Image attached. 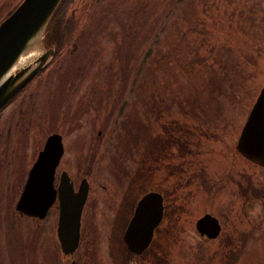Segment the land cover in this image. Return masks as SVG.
<instances>
[{
  "label": "rangeland",
  "instance_id": "1",
  "mask_svg": "<svg viewBox=\"0 0 264 264\" xmlns=\"http://www.w3.org/2000/svg\"><path fill=\"white\" fill-rule=\"evenodd\" d=\"M16 1L0 0V19ZM68 11L77 26L44 36L58 49L31 83L52 88L53 117L91 96L67 136L79 132L89 182L74 264H264V193L239 174L264 186V169L235 149L264 82V0H74ZM153 188L165 212L133 254L119 236ZM203 211L221 222L213 237L195 230ZM61 255L49 246L32 264H71Z\"/></svg>",
  "mask_w": 264,
  "mask_h": 264
},
{
  "label": "water",
  "instance_id": "2",
  "mask_svg": "<svg viewBox=\"0 0 264 264\" xmlns=\"http://www.w3.org/2000/svg\"><path fill=\"white\" fill-rule=\"evenodd\" d=\"M59 1L17 0L0 19V106L55 55L58 45H46L43 40L49 18ZM39 36L42 44L40 50L30 61L27 59L23 64H15L19 53L35 46ZM248 110L235 140V148L247 160L264 166V82L259 86ZM53 142V136L46 138L43 148L28 170L15 203L18 208L34 215L43 213L54 196V188L50 183L51 172L60 153V146L51 145ZM52 154L55 159L51 158ZM45 172L47 175L41 180V174ZM87 187L88 182L84 177L75 190L67 176L60 178L55 234L64 254L72 252L79 240L80 211ZM135 201L122 233L124 243L134 253L140 252L147 245L153 228L163 214L162 195L156 189L144 191ZM194 227L207 237H213L220 231L218 219L210 212L200 214L195 219ZM71 264H74L73 259Z\"/></svg>",
  "mask_w": 264,
  "mask_h": 264
},
{
  "label": "flooded vegetation",
  "instance_id": "3",
  "mask_svg": "<svg viewBox=\"0 0 264 264\" xmlns=\"http://www.w3.org/2000/svg\"><path fill=\"white\" fill-rule=\"evenodd\" d=\"M54 54V56H56V53ZM54 56H52L51 59ZM51 59L43 67H41V69L35 72L26 83L20 86V89L13 93L8 100L0 106V264L35 263L37 260L36 256L39 255L40 258L38 259L42 260L41 256L43 255L46 247L49 248V246L55 248L58 256L61 255L58 239L55 234V225L58 218L57 193L60 178L67 176L68 180L72 182V187L75 190L78 187L80 179L84 177L87 181L88 177L87 172L83 168L84 160L81 158L80 154L82 150L80 146V139H78L79 132L76 137H72L71 140H69L67 136L68 132L71 130H76V128L80 129V116L82 113L87 111L85 108L90 107V103L88 106L80 105V99L90 95L77 96L74 103L68 106L67 112L70 116L69 120H67L66 117H61L60 115H57L56 117H53V115L51 116L50 102L52 88L46 87L48 86V83H42L41 86H39V89L37 83H31L35 77H38L37 74L47 66ZM37 96H40V99H38ZM36 101H39L41 105L35 104ZM85 101L91 102L90 98L89 100L85 99L83 102ZM51 120L55 121L52 122ZM97 131L99 132L100 129ZM28 134H30V136H26ZM48 136H53L54 142L51 143V145L56 144L60 146V153L56 157L55 164L51 172L52 176L50 183H52L54 188V196L47 204L43 213L40 215H34L26 210L24 211L18 208L15 203L28 176V170L38 156L39 151L43 148L45 140ZM68 145L71 147V150H74L71 157L68 156L69 152L66 153ZM28 149H30L29 152H27ZM53 156L54 154L51 155V158L55 159ZM258 167L264 169V166L262 165H258ZM239 174L243 177L241 183L243 185H247L246 183H248L247 189L249 191L251 190L253 197L255 195L254 186H258L260 188V195L263 196L264 186H262L257 179L254 182L252 180L254 177H249V175H245L243 173ZM46 175V172L42 173L41 180ZM199 177L202 178V183L208 182L210 185L209 190H211L215 185V181L211 178H205L202 175ZM229 180L231 182L232 176H229ZM239 181L240 180L235 179L234 184H238ZM216 183H222V180L218 179L216 180ZM249 183L253 185L252 188L249 187ZM135 202L130 207V215ZM231 204L232 206L234 205V200ZM162 210L163 217L165 212L164 200ZM204 212L205 211L202 213ZM130 215H128V218ZM128 218L124 222L125 224L123 229L127 224L126 222ZM218 221L221 227V222L220 220ZM156 225L155 227H157ZM155 227L152 230L153 233L147 242V245L140 252L134 253L129 249L130 252L133 254H142L145 250H149L155 237ZM44 229L48 231L46 235L43 231ZM123 229L121 237L119 236V241L122 245L128 248L123 240ZM74 251L75 249L70 254H65L64 256L70 258V260L73 259L75 263V257H73Z\"/></svg>",
  "mask_w": 264,
  "mask_h": 264
},
{
  "label": "trees",
  "instance_id": "4",
  "mask_svg": "<svg viewBox=\"0 0 264 264\" xmlns=\"http://www.w3.org/2000/svg\"><path fill=\"white\" fill-rule=\"evenodd\" d=\"M73 1L74 0H60L59 1V4L56 6V8L54 9V12L49 18L48 24L44 31L45 33L44 36L49 35L51 32L54 34L55 33L58 34V36L63 35V38L68 39L69 35L72 33L71 31L74 29L75 26H77L79 22L78 21L77 24L75 25V23H73V21L70 19V14L68 13L69 6L70 4H72ZM8 10H6V12Z\"/></svg>",
  "mask_w": 264,
  "mask_h": 264
},
{
  "label": "bare ground",
  "instance_id": "5",
  "mask_svg": "<svg viewBox=\"0 0 264 264\" xmlns=\"http://www.w3.org/2000/svg\"><path fill=\"white\" fill-rule=\"evenodd\" d=\"M36 44H38V43H36ZM33 46L34 45H32L31 47H29V49L26 50V51L20 52L19 55H18L17 61L15 62V64H19V63L21 64L22 62L26 61L29 58L30 54L33 53L35 51V49H36V47H33Z\"/></svg>",
  "mask_w": 264,
  "mask_h": 264
}]
</instances>
